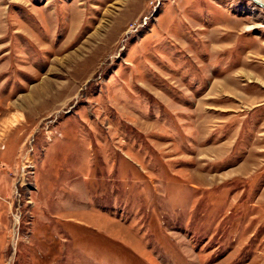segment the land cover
Returning a JSON list of instances; mask_svg holds the SVG:
<instances>
[{"label": "rangeland", "instance_id": "obj_1", "mask_svg": "<svg viewBox=\"0 0 264 264\" xmlns=\"http://www.w3.org/2000/svg\"><path fill=\"white\" fill-rule=\"evenodd\" d=\"M0 264H264V9L0 0Z\"/></svg>", "mask_w": 264, "mask_h": 264}, {"label": "water", "instance_id": "obj_2", "mask_svg": "<svg viewBox=\"0 0 264 264\" xmlns=\"http://www.w3.org/2000/svg\"><path fill=\"white\" fill-rule=\"evenodd\" d=\"M256 4L263 6L264 8V1L263 0H253Z\"/></svg>", "mask_w": 264, "mask_h": 264}, {"label": "bare ground", "instance_id": "obj_3", "mask_svg": "<svg viewBox=\"0 0 264 264\" xmlns=\"http://www.w3.org/2000/svg\"><path fill=\"white\" fill-rule=\"evenodd\" d=\"M264 1V0H263ZM263 8V6H261ZM264 9V8H263Z\"/></svg>", "mask_w": 264, "mask_h": 264}]
</instances>
